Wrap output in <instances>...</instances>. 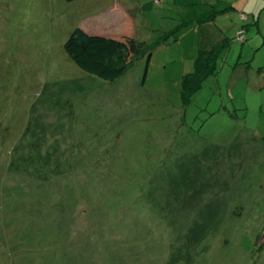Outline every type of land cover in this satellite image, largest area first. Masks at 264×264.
<instances>
[{"label": "rangeland", "instance_id": "374dc122", "mask_svg": "<svg viewBox=\"0 0 264 264\" xmlns=\"http://www.w3.org/2000/svg\"><path fill=\"white\" fill-rule=\"evenodd\" d=\"M230 2L0 0V264H264L263 9L242 43ZM130 25L151 57L115 81L64 50Z\"/></svg>", "mask_w": 264, "mask_h": 264}, {"label": "trees", "instance_id": "16d2710c", "mask_svg": "<svg viewBox=\"0 0 264 264\" xmlns=\"http://www.w3.org/2000/svg\"><path fill=\"white\" fill-rule=\"evenodd\" d=\"M73 2L76 0H65ZM214 13L208 21L217 17ZM245 21V20H242ZM236 34V40L245 42L246 25ZM129 35L118 37L90 35L82 29H75L64 45V50L71 61L82 71L97 77L103 81L111 82L124 76L127 71L140 59L151 57V48L144 43L134 42L132 25L128 27ZM241 32L243 40L238 39ZM126 33V32H125ZM124 33V34H125ZM231 41L225 37L219 44L212 45L209 49H199L195 69L192 73L183 76L181 81V95L185 103L189 102L191 96L197 93L203 82L217 71V61L229 49Z\"/></svg>", "mask_w": 264, "mask_h": 264}, {"label": "crops", "instance_id": "0c3cea01", "mask_svg": "<svg viewBox=\"0 0 264 264\" xmlns=\"http://www.w3.org/2000/svg\"><path fill=\"white\" fill-rule=\"evenodd\" d=\"M218 2H222V0H218ZM230 4L232 5L231 10L229 12H224V13L220 14V16L224 15V14H230L231 12H233V15H238L239 16V20H241L240 22H244V21H242L239 13H246L248 15V17H249L248 19L246 18V21H247L246 28H248L247 26L249 25V23H251L252 21L255 22L254 20L258 16V12L263 9V12L261 14L262 15L261 19H263V21H264V3H262L261 0H231ZM218 18H220V17L218 16L213 21L208 23V24L211 25V28H212V26H214V27L218 26L216 24L217 20H219ZM252 24H254V23H252ZM242 25H244V24H242ZM211 33L214 34L213 32H211ZM100 36H109V35H100ZM218 37H220L219 41H221L222 39L225 38L222 35L221 29H220V31L218 33ZM213 45H215V44H213Z\"/></svg>", "mask_w": 264, "mask_h": 264}, {"label": "built area", "instance_id": "2783aa9c", "mask_svg": "<svg viewBox=\"0 0 264 264\" xmlns=\"http://www.w3.org/2000/svg\"><path fill=\"white\" fill-rule=\"evenodd\" d=\"M154 1V3H157L158 2V0H153ZM240 17H241V19L242 20H246V15L245 14H240ZM238 39L240 40V41H242L243 40V37H242V34H241V32H239V35H238Z\"/></svg>", "mask_w": 264, "mask_h": 264}, {"label": "water", "instance_id": "95a60500", "mask_svg": "<svg viewBox=\"0 0 264 264\" xmlns=\"http://www.w3.org/2000/svg\"><path fill=\"white\" fill-rule=\"evenodd\" d=\"M262 240H264V230H263ZM262 240H261V242H262Z\"/></svg>", "mask_w": 264, "mask_h": 264}, {"label": "clouds", "instance_id": "9594fccd", "mask_svg": "<svg viewBox=\"0 0 264 264\" xmlns=\"http://www.w3.org/2000/svg\"><path fill=\"white\" fill-rule=\"evenodd\" d=\"M262 3H264V0H261Z\"/></svg>", "mask_w": 264, "mask_h": 264}]
</instances>
